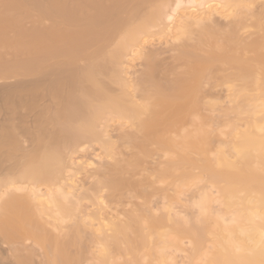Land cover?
<instances>
[{
    "label": "bare ground",
    "instance_id": "obj_1",
    "mask_svg": "<svg viewBox=\"0 0 264 264\" xmlns=\"http://www.w3.org/2000/svg\"><path fill=\"white\" fill-rule=\"evenodd\" d=\"M0 264H264V0H0Z\"/></svg>",
    "mask_w": 264,
    "mask_h": 264
}]
</instances>
